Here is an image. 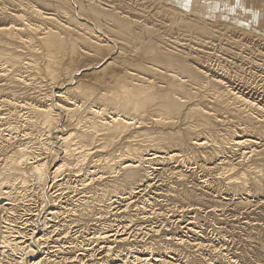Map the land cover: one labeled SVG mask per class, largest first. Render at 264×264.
I'll use <instances>...</instances> for the list:
<instances>
[{
    "label": "bare ground",
    "instance_id": "obj_1",
    "mask_svg": "<svg viewBox=\"0 0 264 264\" xmlns=\"http://www.w3.org/2000/svg\"><path fill=\"white\" fill-rule=\"evenodd\" d=\"M190 1L0 0V264H188L198 255L218 264L203 254V234L166 228L195 224L209 193L197 196L186 182L159 192L157 184L162 165L193 162L216 170L218 187L208 186L215 199L264 192L262 89L214 64L222 31L246 40L233 49L242 59L264 57V46L252 42L262 39L253 30L214 20L211 1ZM227 4L233 17L264 29L260 0ZM218 112L240 121L241 133L211 139L223 123ZM225 146L239 159L220 156ZM208 147L219 163L206 168L211 158L197 151ZM207 204L215 214L228 207ZM156 219L174 234L145 225Z\"/></svg>",
    "mask_w": 264,
    "mask_h": 264
},
{
    "label": "rangeland",
    "instance_id": "obj_2",
    "mask_svg": "<svg viewBox=\"0 0 264 264\" xmlns=\"http://www.w3.org/2000/svg\"><path fill=\"white\" fill-rule=\"evenodd\" d=\"M183 1V5L185 7H188V8H191V1L190 3H185L184 0ZM199 1H203V0H199ZM208 1H211L209 3L208 6H212V5H215V3L219 2V3H227V1L229 0H208ZM228 5V4H227ZM229 6V5H228ZM226 8H220L219 9V12L218 14L212 18H215L214 20H219V21H226V22H229L233 25H236V26H239L240 28H243L246 30H253L251 33H253V35H259L262 39H264V29H260V28H257L256 26H254L252 23L250 22H247L246 20H243L241 19L240 17L238 18H235L232 16L231 13H229L228 11L225 10ZM229 13V14H228ZM261 13V12H260ZM225 14V15H224ZM217 17V18H216ZM237 17V16H236ZM210 19V18H208ZM224 22V23H226ZM249 24V26H247V24ZM252 28V29H251ZM224 32H225V35H224ZM222 31L221 32V36L224 37L222 38L221 36H219L218 34V37H221V39L218 41L215 40L216 44H218L216 47H214L216 49V54L218 53V55L220 57H216V59L218 60H215L214 64H216L215 66L221 68L223 67L224 69L228 70L230 75L232 76L233 80L235 83H237L239 80H244L243 78H246L251 84H248V85H251L249 89H251L253 86L256 85V87H259V89H255L257 90V92L260 90L258 93H256L257 95L256 96H259V94L261 96H259V98L261 99V103L263 104L264 103V57L263 56H256L255 54L254 55H249L248 57H250L249 59H242L243 56H235L236 54L234 52H236L237 50H233L234 47L235 48H240L243 46V43H246L244 40L241 41L240 43L236 42V38L234 40V36L231 37L229 32L227 30L225 31ZM228 32V33H227ZM240 33L237 35L240 37L244 36L243 39H248L249 40V37H247L246 35H249L248 34H243ZM230 36V38H228V36ZM251 36L254 37V36ZM241 37V38H242ZM232 38V39H231ZM259 38V37H258ZM216 39V38H214ZM225 39V40H224ZM229 39V40H228ZM262 39H258V41H252L254 44L256 45H261L263 48L264 45H262V43H264V41ZM228 40V41H227ZM260 40V41H259ZM225 41V42H224ZM251 41V40H250ZM234 42V44H233ZM243 42V43H242ZM260 44H259V43ZM242 43V44H241ZM215 44V45H216ZM231 44V45H230ZM240 44V45H239ZM223 45V46H222ZM234 45V46H233ZM242 45V46H241ZM237 46V47H236ZM219 47V49H218ZM228 47V48H226ZM257 48V47H256ZM205 50H208L207 46L204 47ZM218 49V50H217ZM221 49V50H220ZM226 49V52L223 51ZM247 50V49H245ZM244 50V51H245ZM262 50V49H260ZM259 50V51H260ZM248 52V50L245 52V54ZM232 53V54H231ZM249 53V52H248ZM252 56V57H251ZM255 56V57H254ZM257 57V58H256ZM254 58V59H252ZM262 58V59H261ZM257 59V61H256ZM248 60V61H247ZM249 60H254L255 62H251ZM262 60V61H261ZM219 61V62H218ZM248 62V64H247ZM226 63V64H225ZM229 63V64H228ZM233 63V64H232ZM252 63V64H251ZM262 63V64H261ZM213 64V65H214ZM255 64V65H254ZM261 64V65H260ZM244 65V66H243ZM250 65V66H249ZM214 66V67H215ZM231 66V67H230ZM263 67V68H262ZM249 69V70H248ZM261 70V71H260ZM237 71V72H236ZM261 72V73H259ZM263 72V73H262ZM236 76V77H235ZM254 76V78H253ZM263 76V77H262ZM243 77V78H242ZM252 77V78H251ZM256 77V78H255ZM260 77V78H259ZM245 79V80H246ZM254 79V80H253ZM262 79V80H261ZM238 80V81H237ZM252 80V81H251ZM247 81V82H248ZM255 81V82H254ZM245 82V81H243ZM239 83V82H238ZM261 87V88H260ZM254 90V89H253ZM263 96V97H262ZM255 97V95H254ZM208 98L204 99L205 101L207 100ZM259 100V99H258ZM207 103V102H206ZM260 103V104H261ZM205 103H203V106H204ZM208 104V103H207ZM206 105V104H205ZM208 106V105H206ZM206 108V107H205ZM210 106L207 107L206 110H210ZM218 114V118H221L220 120L223 122H218V119H217V122H215L213 124V133H212V138L211 139H214L216 138L215 136L217 134H221V135H225L226 137L228 136V134L230 133V131H234V130H238L236 127L237 125L240 123V121L236 120V124H234V122H231V118L228 117V115H224L223 113H216V115ZM222 114V115H221ZM221 117H220V116ZM225 116V117H224ZM225 123V125H223ZM227 123V124H226ZM236 125V126H235ZM215 127V128H214ZM216 129V130H215ZM217 131V132H216ZM239 133H241V130H238ZM215 133V134H214ZM235 131L231 134H234ZM234 136V135H233ZM256 136V135H255ZM204 137V136H202ZM200 137V138H202ZM221 137H224V136H221ZM257 137V136H256ZM255 137V138H256ZM201 152H207L206 155H208L211 159H209L207 162V166L206 168L208 167H214L216 166V164L219 163V161H217V159L219 158L218 155H214L212 154V149L210 147H208L207 149H204V148H198V151H197V155H199L200 151ZM199 152V153H198ZM233 152V153H232ZM214 153V152H213ZM222 154H220V156H223V157H226L227 159L229 158H233L232 156L234 155V158L235 159H239V156H238V153L236 151H234L233 149H229V148H225L221 151ZM225 154V156H224ZM229 154V156H228ZM232 155V156H231ZM202 155L200 154V157ZM198 159H201V158H198ZM212 160V161H211ZM213 162V163H212ZM171 162L169 163H166L165 165H162L161 167H165V171H163V177H161V180L158 182L157 186L158 188L160 189L159 192H162L163 190H167L170 189V187H172V185H176L177 188L176 190H181L183 191L185 188L189 189V190H192L194 189L195 193L197 194V196H201L199 194H204L207 195V193H209L207 196H203V197H206L205 198V205L207 204V206H209L210 204H215L216 202H218V204H220L221 202L223 203H227L228 207H225L224 211H218L216 214L215 213H211L208 208L207 210L205 209V205L202 206V208L204 209L203 213L202 211H199L196 215V219L198 220H195V224H187L189 222H187V218L185 219L186 221H183L180 222V223H176L175 224H171V223H166L165 222V226L166 224H171L169 227V225H167L168 227L166 228H171L172 229V232L173 230L175 231L174 233L176 232H180V235H185V234H189V236H191L190 238L193 237V232H190V228L195 231V232H200V234H203V236L208 239V240H204L203 237H200L199 239L203 238L202 240H199L200 241H205L204 244H208L210 247H206V251H205V248L202 250L203 252L205 251V256L208 254H211L212 256H209L207 257V259L209 258V262H210V259L214 262L217 261L218 264H227L228 263V260L227 258H224L223 255L224 253L225 254H228L230 256L231 259L233 260H237L239 261L241 264H264V192L260 193L258 192L257 194L256 193H253L251 194L252 196H246V195H238L237 196V199L233 198L232 197V201H230V197L228 196H225L223 195L222 197H216L215 199V196L214 195V192L212 194V190H208L210 189V187L208 186H212L213 187H218V186H215V182H216V185H218V181H217V175H216V170L214 171H206L205 170H200V169H194L196 168V166L194 165L193 162H188V163H173L172 162V165L170 164ZM176 164V165H175ZM189 164L191 167L193 168H189ZM168 165H170L169 167H167ZM175 165V166H173ZM187 167H186V166ZM193 165V166H192ZM177 166V167H176ZM176 167V168H175ZM186 167V168H185ZM198 167V166H197ZM188 168V169H187ZM168 169H171L168 170ZM173 169V170H172ZM177 169V170H176ZM190 170V171H189ZM170 171V172H169ZM175 171V172H174ZM180 171V172H179ZM165 172V173H164ZM202 172V173H201ZM178 173L179 174H184L186 175V180L185 181H182L178 178ZM165 174V175H164ZM195 175L194 179L192 180L193 176ZM199 175V176H198ZM191 176V177H190ZM198 177V178H197ZM207 177V178H206ZM213 177V178H212ZM170 178V179H169ZM173 178V179H172ZM188 179V180H187ZM197 179V180H196ZM205 179V180H204ZM163 180V181H162ZM165 180V181H164ZM174 180V181H173ZM199 180V181H198ZM169 181V182H168ZM173 181V182H172ZM192 181V182H191ZM197 181V182H196ZM202 181H207L206 183H203L202 184ZM210 181V182H209ZM186 182V186H185V183ZM189 182V183H187ZM194 182V184H193ZM199 182V183H198ZM161 183H163L162 185H160ZM192 185H191V184ZM197 183V185H196ZM167 184V185H166ZM204 186H200V185ZM179 185V186H178ZM191 185V187H190ZM196 187H195V186ZM156 186V188H157ZM160 186V187H159ZM181 186V187H180ZM185 186V188H184ZM191 188H189V187ZM194 186V187H192ZM222 186V185H221ZM183 187V188H182ZM202 188L201 190L198 189V188ZM223 187V186H222ZM198 191H196V189ZM207 191H205L206 189ZM225 188V187H224ZM162 189V190H161ZM205 189V190H204ZM180 191V192H181ZM152 192V191H151ZM151 192H148V194H151ZM158 192V193H159ZM167 192V191H166ZM207 192V193H206ZM210 193H211V196H210ZM172 194V192L170 193V195ZM257 196H256V195ZM152 196H154L155 198H158L159 196L156 195V194H151ZM171 197V199H173V194L171 196H169V198ZM173 197V198H172ZM211 197V198H210ZM226 199H225V198ZM240 199H239V198ZM222 198V199H221ZM259 198V199H258ZM162 200L163 197L159 198V200ZM211 199V200H210ZM234 199V200H233ZM242 199H247L249 201V204L248 205H241V204H238L237 202L240 203V200L242 201ZM262 199V200H261ZM214 200V201H213ZM252 200V201H251ZM257 202V204L254 202ZM176 200H171L170 202H173L174 204L173 205H176V203L179 201V203H177V206L181 207V203L182 206H186L187 204L184 205V202H181L182 199L178 198L176 203H175ZM237 201V202H236ZM181 202V203H180ZM214 202V203H213ZM237 203V204H236ZM230 204V205H229ZM172 205V206H173ZM252 205V206H251ZM244 207V208H243ZM255 207V208H254ZM155 208H158V206L153 207H147L146 208V211H145V208L143 210H141L140 212H143L142 215H152L151 212L155 210ZM162 208V207H160ZM228 208V209H227ZM182 209V208H181ZM210 209V208H209ZM166 210V208L164 209ZM207 211V212H206ZM135 213L137 211H132V213ZM167 213V212H166ZM207 213V214H206ZM207 215V216H206ZM221 215V216H220ZM252 215V216H251ZM201 216V217H200ZM215 216V217H214ZM220 219V220H219ZM200 220V221H199ZM214 220V221H213ZM141 221V220H140ZM138 221L137 224L140 223V225H142L141 223H144L145 220H142V222ZM144 221V222H143ZM162 221H158L157 219L156 220H149L148 222H145L146 224L145 225H148L150 228V226L152 227H155L156 229L161 226V223ZM110 223V222H109ZM117 222H115L114 224H116ZM178 224V225H177ZM187 224V225H186ZM173 225V226H172ZM97 226V225H96ZM96 226L92 225V227L90 226L91 230L90 232H94L93 230V227L96 228ZM144 226V225H143ZM196 226V227H195ZM256 226V227H255ZM147 227V226H146ZM162 227V226H161ZM160 227V228H161ZM175 227V228H174ZM183 227V228H182ZM187 227V228H185ZM190 227V228H189ZM165 228V227H162V229ZM186 229V230H185ZM166 230V229H165ZM164 229L161 230L163 231L164 233H169V234H174V233H170V231L166 232ZM177 230V231H176ZM185 230V231H184ZM182 231V232H181ZM184 231V232H183ZM189 233H185V232H188ZM191 233V234H190ZM215 235V236H214ZM149 237L151 238V235H148V237L146 236L144 239L148 240ZM153 237V235H152ZM195 238V237H194ZM145 240V241H146ZM151 240V239H150ZM149 241V240H148ZM196 241V240H195ZM197 242V241H196ZM208 242V243H207ZM145 243V242H144ZM214 246H213V245ZM174 248V246L172 247ZM178 247H176L177 249ZM195 248V247H194ZM214 248H217L218 252H215L214 251ZM196 249V248H195ZM194 249V250H195ZM212 249V250H211ZM225 250V251H224ZM211 253H210V252ZM215 252L213 254V252ZM223 255H222V254ZM194 254V253H193ZM200 257V258H199ZM217 257V258H216ZM222 257V258H221ZM201 258H203V260H205L203 256H196V258H194V260L192 261L194 264H201ZM183 259V258H182ZM193 259V258H192ZM220 259V260H219ZM225 259V260H224ZM184 261H187L188 264L189 262L191 264H193L190 259H183ZM182 260V261H183ZM227 260V261H226ZM179 262V261H178ZM199 262V263H198ZM118 263V262H117ZM203 263V262H202Z\"/></svg>",
    "mask_w": 264,
    "mask_h": 264
},
{
    "label": "snow or ice",
    "instance_id": "obj_3",
    "mask_svg": "<svg viewBox=\"0 0 264 264\" xmlns=\"http://www.w3.org/2000/svg\"><path fill=\"white\" fill-rule=\"evenodd\" d=\"M184 2L187 4V3H190V0H184ZM214 6H215L216 9H220L221 7H224L227 10H231L230 8H228V5H227L226 2L223 5L221 3H219V2H217Z\"/></svg>",
    "mask_w": 264,
    "mask_h": 264
},
{
    "label": "crops",
    "instance_id": "obj_4",
    "mask_svg": "<svg viewBox=\"0 0 264 264\" xmlns=\"http://www.w3.org/2000/svg\"><path fill=\"white\" fill-rule=\"evenodd\" d=\"M231 1V0H230ZM230 1H228V2H230ZM260 2H261V5L263 6L264 5V0H260ZM230 5H231V3H230ZM261 11V16H262V14H263V18H264V10H260Z\"/></svg>",
    "mask_w": 264,
    "mask_h": 264
}]
</instances>
